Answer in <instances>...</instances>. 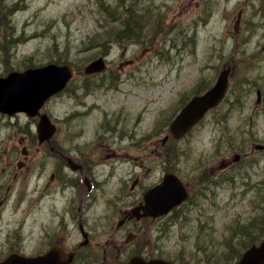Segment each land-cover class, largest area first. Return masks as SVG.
<instances>
[{"label":"rangeland","instance_id":"1","mask_svg":"<svg viewBox=\"0 0 264 264\" xmlns=\"http://www.w3.org/2000/svg\"><path fill=\"white\" fill-rule=\"evenodd\" d=\"M101 1L142 10L129 38L118 32L124 18L104 28L112 21ZM124 1L0 0V76L50 62L75 69L42 110L58 126L50 143L38 140L39 118L0 113V260L84 240L67 211V151L95 158L103 188L84 213L86 230L95 242L125 244L122 256L139 250L119 229L141 190L128 193L132 181L148 171L141 183L152 184L160 163L192 183L193 194L139 234L140 246L173 261L233 264L231 251L243 253L264 228V149L255 148L264 145V0ZM100 56L106 67L87 73ZM228 67L226 100L174 139V118Z\"/></svg>","mask_w":264,"mask_h":264},{"label":"water","instance_id":"2","mask_svg":"<svg viewBox=\"0 0 264 264\" xmlns=\"http://www.w3.org/2000/svg\"><path fill=\"white\" fill-rule=\"evenodd\" d=\"M105 66L104 58L100 57L87 66L86 72H99ZM73 74L70 65L49 63L28 68L23 72L13 71L7 77H0V112L8 115L25 112L30 117L39 116L40 120L37 124L39 141L41 143L50 141L57 127L47 113H41V109L54 94L64 90ZM229 75L230 68L223 70L211 89L195 96L181 110L171 125L175 138L186 135L209 109L222 101L229 87ZM258 147L262 148V146ZM187 196L188 192L181 179L176 174H167L160 185L148 192L147 203L152 214H164ZM73 258V252H66L59 246H53L45 254L35 257L12 252L0 264H69ZM127 264L176 263L162 259L145 261L142 257L135 256ZM236 264H264V239L259 244L249 247Z\"/></svg>","mask_w":264,"mask_h":264},{"label":"flooded vegetation","instance_id":"3","mask_svg":"<svg viewBox=\"0 0 264 264\" xmlns=\"http://www.w3.org/2000/svg\"><path fill=\"white\" fill-rule=\"evenodd\" d=\"M257 92L262 96V91L260 89ZM260 100L261 98H259V101ZM53 149L55 148L53 147ZM78 153L79 155H75L67 151L61 155L60 161L63 167L67 168L71 180L69 183L64 184V188H70L69 190L71 192V199L67 211L71 213V223L78 228L84 236V240L69 243L63 238L52 246L59 245L68 252H74L75 258L71 264H86L85 261H88V264H126L132 257L137 255L143 256L146 260L161 258V256L154 253L153 247L152 249H148L146 247L149 246H140V243L137 241L140 237L139 234L144 230L148 231L152 223H157L179 210L181 205L187 202L193 194L192 183L190 186L186 184L190 192V196L186 201L172 208V210L166 214L154 215L148 209L147 194L154 186L162 182L166 174L175 172L168 171L166 167L160 163L156 168H152L159 170L160 174L159 178L157 177L152 184L141 183V178H148V171L133 179V191H129L128 193L132 195V192H134L137 187H141V192L139 191L138 199L133 202L131 208H125V210L123 209L121 211L122 219L119 222V229L125 228L124 231H126V233L128 232L129 237L127 242L136 244L137 247L135 248H139V250L136 253H130L128 256H122L125 244L117 241L115 237L106 242H95L93 235L94 231L90 229L88 231L86 230L84 213L93 209L98 200L101 199L103 187L100 174L94 170L95 158L88 155L87 152L80 151ZM128 195L129 194H127V196ZM108 203L110 202L108 201ZM77 204L78 207L76 206ZM76 211H78V213H76ZM176 213H178V211Z\"/></svg>","mask_w":264,"mask_h":264},{"label":"trees","instance_id":"4","mask_svg":"<svg viewBox=\"0 0 264 264\" xmlns=\"http://www.w3.org/2000/svg\"><path fill=\"white\" fill-rule=\"evenodd\" d=\"M126 2V0L124 1ZM100 9H102L103 11H107L108 15L105 18V21L109 20L112 21V23H108V25H105L103 22V26L104 28L110 30L111 32V26L116 22V20H118V18H124L123 20V26L121 27V30L118 32H124V38H129L130 37V32L131 30H133L135 28V26H139L142 22V15L144 13H142L141 9H137L136 12H138V14L136 12H133L130 7L131 5H127L125 7L124 11H119V6H110L109 4L104 3L103 1L100 2ZM251 236V242L250 245L254 244V243H258L262 240V238L264 237V228L262 231H259L258 233H253V235H249ZM234 238V235L232 236V239ZM246 249V248H245ZM235 255V257H234ZM242 255V252H232L230 254V258H228V262H231L234 260V258H239ZM230 264V263H229Z\"/></svg>","mask_w":264,"mask_h":264}]
</instances>
